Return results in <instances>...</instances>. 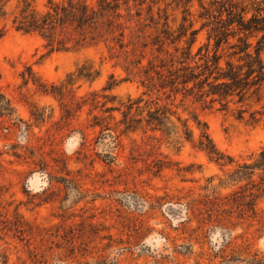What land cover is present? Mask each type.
<instances>
[{"label": "rangeland", "instance_id": "1", "mask_svg": "<svg viewBox=\"0 0 264 264\" xmlns=\"http://www.w3.org/2000/svg\"><path fill=\"white\" fill-rule=\"evenodd\" d=\"M184 1L116 0L49 40L6 8L0 264H264V170L237 171L264 160V88L223 107L171 81L207 59L198 1L188 16ZM205 131L227 165L200 148Z\"/></svg>", "mask_w": 264, "mask_h": 264}, {"label": "trees", "instance_id": "2", "mask_svg": "<svg viewBox=\"0 0 264 264\" xmlns=\"http://www.w3.org/2000/svg\"><path fill=\"white\" fill-rule=\"evenodd\" d=\"M13 1L16 3L12 4ZM194 1L183 2L187 16L193 14ZM197 1L201 30L206 29L208 32L207 43L200 48L201 52L203 49L207 50V59L194 67L183 66L170 71L171 81H180L186 86L192 85L191 90L219 101L223 107L236 99V102L243 103L249 93L251 96H261L264 88V0ZM115 2L116 0H99L100 8L94 9L85 0H63L62 3L50 0L47 9L40 11L36 8L34 0H0V20L6 18V8L11 5V22L14 29L25 34H39L49 40L51 32L58 27H94L106 12L116 9ZM193 24L194 22L190 21V25ZM198 31H193L194 37L188 42L190 51L197 40ZM6 32L5 27L0 28V40ZM226 50L230 59L225 60L223 65L224 55L221 52ZM188 55L191 60V52ZM258 99L260 101L261 98ZM133 104L138 102L134 101L131 105ZM128 109L132 107L128 106ZM126 124V133L136 131L131 120ZM188 138L190 139L189 136ZM199 146L211 160L222 165L229 163L225 161L224 154L218 150L207 131L202 133ZM263 161L245 163L239 166L237 171L250 174L264 170Z\"/></svg>", "mask_w": 264, "mask_h": 264}]
</instances>
